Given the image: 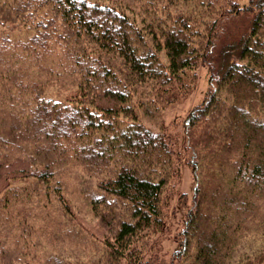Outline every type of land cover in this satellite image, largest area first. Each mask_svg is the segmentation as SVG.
Listing matches in <instances>:
<instances>
[{"label": "trees", "instance_id": "1", "mask_svg": "<svg viewBox=\"0 0 264 264\" xmlns=\"http://www.w3.org/2000/svg\"><path fill=\"white\" fill-rule=\"evenodd\" d=\"M192 1H2L0 264H51L69 244L45 233L40 243L26 230L75 220L68 180L83 181L75 191L107 231L110 264H154L145 252L163 230V192L183 165L194 187L177 256L264 264V246L238 245L256 218L250 208L264 202V0L185 9ZM198 63L210 90L173 142L138 120L129 90L168 85L179 96ZM29 244L44 253L22 258Z\"/></svg>", "mask_w": 264, "mask_h": 264}, {"label": "rangeland", "instance_id": "2", "mask_svg": "<svg viewBox=\"0 0 264 264\" xmlns=\"http://www.w3.org/2000/svg\"><path fill=\"white\" fill-rule=\"evenodd\" d=\"M2 1L7 0H0V8L2 7ZM195 1L197 0H193L185 9H201V6ZM236 1H238L240 5H244L248 0ZM189 3L190 2H188V4ZM195 3L197 6L194 5ZM178 9L177 6L176 10ZM144 15L141 13L140 17L143 16L145 18V23H149L151 18ZM261 38L264 40V34L261 35ZM145 40L146 42L148 41L147 39ZM159 58L164 62L163 55H159ZM192 73L194 78L187 84L188 90L183 94L180 92L179 96H174L175 94L173 93L175 92L168 91V85H163L160 88L152 87V90L139 87L136 90L130 88V99L128 103L138 115V120L154 130H160L167 133L173 142H180L184 117L191 108L197 107L203 102L210 90L208 84L209 74L207 68L203 64L198 63ZM48 94L51 95V98L54 97V99L61 100V94H58L52 89L49 90ZM221 95L228 96L224 90L221 91ZM172 97H174V99ZM259 112L261 114L262 110ZM257 113L258 111L256 110L251 112L252 115ZM20 182L21 181L17 184L24 186V183ZM68 182L69 185L66 187V189H69L66 190V192L69 193H66L67 200H70L74 205L73 209L76 213L77 219L75 218L74 220V217L73 220L69 221H66L64 218L58 220L55 219V222H53L50 227L43 226L44 231L42 229L38 231L40 223L35 221L26 227L27 232L31 235L30 238L34 241L45 243L46 241L42 235L44 233L48 236L53 234L57 237L55 242H58L56 244L59 246L63 244L60 240L61 238H71L69 244H65L64 248L60 250L57 249V253L52 252L53 257L50 261L51 264H58L59 262L65 264L113 263V259L109 260L107 258L105 251L107 249L103 244V240H105L107 236V231L99 223L98 218L91 216L89 209L85 207L84 202L79 197L81 195H79L78 191H75L78 189L76 186L80 185L83 181L81 182L79 180L78 182L75 180H68ZM25 184H28V182ZM193 185L194 182L190 169L188 166L183 165L179 178L177 177L170 181L163 192V230L160 233L154 234L151 243L153 246L145 252V257L148 258L149 255L154 264H191L189 259L181 258L179 255L177 256L176 250L178 249V243L182 238L180 232L182 231V221L184 220L185 211L187 210V207L191 206ZM210 186L211 185L207 182V187ZM71 190L75 191L74 196H76L77 200L73 198ZM183 201L186 202V206L183 205ZM259 204V207L253 206L247 213L248 218H251L252 216H256V218L250 223L251 227L248 232L244 231L241 234H238L239 246L250 245L252 246L251 249L264 246V202L260 201ZM49 208L51 210H47L48 212L52 215H57L54 213V207ZM76 241H78L77 245ZM80 241L84 244L87 251L83 250L84 246L80 244ZM35 251L39 255L44 253V250L40 249L39 246L29 244L26 248H23V255L21 256L22 258L26 257L28 259V256L35 253ZM246 253L248 252L246 251ZM17 255L19 257L18 253Z\"/></svg>", "mask_w": 264, "mask_h": 264}]
</instances>
